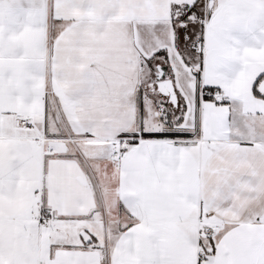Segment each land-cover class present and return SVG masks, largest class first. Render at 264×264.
<instances>
[{"label": "snow or ice", "instance_id": "obj_1", "mask_svg": "<svg viewBox=\"0 0 264 264\" xmlns=\"http://www.w3.org/2000/svg\"><path fill=\"white\" fill-rule=\"evenodd\" d=\"M0 264H264V0H0Z\"/></svg>", "mask_w": 264, "mask_h": 264}]
</instances>
